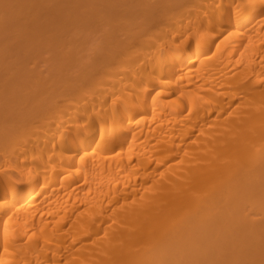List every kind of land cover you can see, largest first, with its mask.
<instances>
[{"label": "bare ground", "instance_id": "6f19581e", "mask_svg": "<svg viewBox=\"0 0 264 264\" xmlns=\"http://www.w3.org/2000/svg\"><path fill=\"white\" fill-rule=\"evenodd\" d=\"M0 264H264V0H0Z\"/></svg>", "mask_w": 264, "mask_h": 264}]
</instances>
